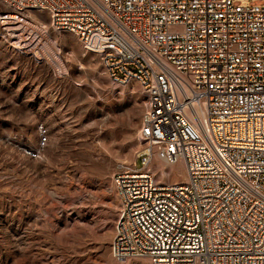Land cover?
Listing matches in <instances>:
<instances>
[{"label":"built area","instance_id":"built-area-1","mask_svg":"<svg viewBox=\"0 0 264 264\" xmlns=\"http://www.w3.org/2000/svg\"><path fill=\"white\" fill-rule=\"evenodd\" d=\"M0 6L44 41L50 29L73 33L113 84L144 97L142 148L112 175L116 259L264 264V0Z\"/></svg>","mask_w":264,"mask_h":264},{"label":"rangeland","instance_id":"rangeland-1","mask_svg":"<svg viewBox=\"0 0 264 264\" xmlns=\"http://www.w3.org/2000/svg\"><path fill=\"white\" fill-rule=\"evenodd\" d=\"M47 35L43 47L0 13V264H138L112 253V175L142 148L144 97L113 84L73 33Z\"/></svg>","mask_w":264,"mask_h":264},{"label":"bare ground","instance_id":"bare-ground-1","mask_svg":"<svg viewBox=\"0 0 264 264\" xmlns=\"http://www.w3.org/2000/svg\"><path fill=\"white\" fill-rule=\"evenodd\" d=\"M40 39L42 40V46L44 47L43 39H42L41 37H40ZM181 164H182V163H181ZM162 166H163V165H162ZM162 166L160 167L162 173L167 172V171L165 170V167H162ZM180 172L182 173V177H184V174H183V165H182V167H181ZM126 260H128V259H126ZM130 261L136 262V263H138V264H142V263H144V262H148V260L145 259V258H141V259H130ZM147 264H149V263H147Z\"/></svg>","mask_w":264,"mask_h":264}]
</instances>
